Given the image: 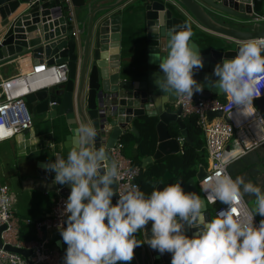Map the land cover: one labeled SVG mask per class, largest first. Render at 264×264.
Masks as SVG:
<instances>
[{"label": "clouds", "instance_id": "clouds-1", "mask_svg": "<svg viewBox=\"0 0 264 264\" xmlns=\"http://www.w3.org/2000/svg\"><path fill=\"white\" fill-rule=\"evenodd\" d=\"M166 36L167 55L150 58V63H158L153 83L160 93L191 99L208 87L249 114L264 89V39L240 43L234 58L215 64V79L206 75L204 82H198L194 73L203 68L204 58L199 47L190 43V26L168 29ZM15 132L0 125V142ZM96 135L92 124L81 122L73 131L75 144L66 158L57 154L43 165L54 173L55 184L70 185L61 211L66 219L57 226L67 245L64 264H128L134 248L142 243L159 254L171 253L170 264H264V219L254 224L256 215L264 217V191L242 176L233 179L226 171L231 161L221 160L218 170L202 184L211 203L227 205L206 219L203 200L195 192H185L181 183L153 190L147 197L135 185L117 194L119 166L115 161L106 163L105 148H93ZM245 194L254 196V207L241 218L234 209ZM114 195L118 196L115 203ZM150 221V237L137 240L136 233H145ZM185 225L197 229L196 234L186 235Z\"/></svg>", "mask_w": 264, "mask_h": 264}, {"label": "water", "instance_id": "water-1", "mask_svg": "<svg viewBox=\"0 0 264 264\" xmlns=\"http://www.w3.org/2000/svg\"><path fill=\"white\" fill-rule=\"evenodd\" d=\"M70 1L72 7L87 20L86 27L76 36L67 22V9L60 0H0V64L25 54H30L33 64L45 62L50 66L66 63L68 81L26 97L28 110L33 119L49 113L51 119L60 117L64 120L68 131L63 142L66 152L64 158L74 147V129L81 122H89L97 130L93 148H105L108 155L106 163H111L114 161L112 150L124 131L139 136L138 131L131 126L133 119L142 117L145 105L149 101L154 102L156 96L147 91L144 83L135 87L132 77L125 76L121 66L120 15L113 12L129 0H114L104 5L99 3L104 0ZM263 4L264 0H145L141 8L144 12L147 45L150 47L148 52L158 54L161 51L159 40L168 39L166 31L173 28L183 30L187 24L192 36L203 29L226 41L227 50L211 48L207 52L205 60L214 67L222 58H234L240 43L264 39ZM157 28L159 31L155 30ZM80 35H83V39L79 38ZM205 76L194 79L204 82ZM211 95V92L203 90L194 93L193 97L209 98ZM254 105L259 112L264 113V96L257 98ZM157 114V145L151 157L141 159V168H145L152 160L178 153L180 139L171 137L168 128L170 123L176 124L181 141L189 140L180 107L171 115L159 110ZM221 116V112L207 114L209 120ZM106 125L110 130L106 129ZM38 174L52 181L58 195L67 199L70 185L55 184L54 173L46 171L43 164H38ZM171 176L167 171L158 183L151 182L150 185L154 190L161 189ZM204 176V169L200 167L194 177L181 185L183 190L195 192L203 200L200 183ZM205 215L206 219L212 217L206 204ZM150 227L151 221L145 225V233L141 230L135 238L143 242L146 236L150 237ZM3 229L1 227L0 231ZM42 231L45 233L44 228ZM196 232L197 229L185 225L186 235L192 236ZM55 245L62 250L60 241H55ZM4 249L25 259L31 255L29 250L21 248L4 246ZM170 261L171 253L159 254L142 243L134 248L133 259L128 263L170 264Z\"/></svg>", "mask_w": 264, "mask_h": 264}, {"label": "built area", "instance_id": "built-area-1", "mask_svg": "<svg viewBox=\"0 0 264 264\" xmlns=\"http://www.w3.org/2000/svg\"><path fill=\"white\" fill-rule=\"evenodd\" d=\"M62 5L67 9V22L75 31V13L70 0H60ZM32 60V59H31ZM68 81V67L66 63L46 65L33 64L17 74L7 77L0 81V125H5L16 129L12 139L16 135H20L28 131L33 125V118L28 110L25 98L34 93L49 90ZM264 96V89L261 90ZM258 97V98H260ZM224 102L209 97L191 99L180 96L177 97V108H181V116H195L197 125L203 132L205 138V149L207 153V169H204L205 176L201 179V184L205 180L210 179L218 170L221 160H229L228 166L235 160L246 155L250 151L264 146V120L262 113L257 108H250L249 114H245L240 109L233 107L226 96ZM209 112H221V117H215L211 120L207 118ZM237 114L235 120L231 115ZM5 141V140H4ZM259 143L258 147H251ZM122 145H117L112 150V158L119 166L120 176L116 181L117 194L123 193L135 185L136 177L139 174V168L131 164L121 153ZM201 197L205 204L211 209V216H215L216 212L226 209L227 205L217 201L211 203L209 194L203 189ZM118 196H115L113 203L116 202ZM66 198L57 195L53 200L49 215L42 221L32 222L29 220L20 221L13 213V196L10 189L6 185H0V264H64V254L55 245V241H60L62 248L65 244L62 241L58 225H60L66 217L61 215ZM250 210L247 204L242 201L235 206L236 215L244 218L246 212ZM33 226L36 231V240L23 243L19 241L20 226ZM254 224L258 225L259 221L254 217ZM66 226V225H65ZM44 228L45 233L42 231ZM56 236L50 242L49 236ZM4 246L21 248L29 250L31 255L28 259L23 258L17 253L4 249Z\"/></svg>", "mask_w": 264, "mask_h": 264}, {"label": "crops", "instance_id": "crops-1", "mask_svg": "<svg viewBox=\"0 0 264 264\" xmlns=\"http://www.w3.org/2000/svg\"><path fill=\"white\" fill-rule=\"evenodd\" d=\"M113 1L114 0H104L99 3L104 5L110 4ZM143 1L145 0H129L117 8L113 14L120 15L119 48L121 50L120 61L124 69V75H130L132 77V82L135 87L142 86L143 83L144 86L146 84L147 91L153 96H156L154 102L149 101L145 105L144 115L156 117L158 123V110L161 113H167L169 115L175 113L177 105H175L174 102H176L177 96L160 93L153 83V73L158 72L159 68L158 63H150L151 54L153 53L148 52L150 47L147 45L144 12L143 8H141ZM262 12L264 18V4L262 6ZM74 13L76 22L75 31L79 32L86 27L87 20L84 15L79 14L75 9ZM112 36L115 35L113 34ZM125 37L126 44L124 45ZM79 38L83 39V35H80ZM159 41V50L161 51L154 55L166 56L168 50L167 41L163 39ZM190 43H195L199 47L201 55L204 58L203 68L195 72L194 77L198 78L204 75L212 76L214 67H211L210 63L205 60L207 58V52L211 48L216 50H227L226 41L207 33L203 29H199L196 35L191 37ZM31 63L30 54H25L21 57L9 59L1 63L0 81L23 71L28 68ZM204 90L211 92L212 98L224 102L225 98L223 93L218 94L215 90H209L208 87H205ZM236 117L237 114L231 115L233 120H235ZM134 121L135 119H133L131 126L135 128ZM170 124L175 126L178 135L177 138L180 139L178 142L179 151L175 154L177 155L182 152L184 142L181 141L176 124ZM105 127L107 130H110L108 125ZM125 132L126 131H124L122 135ZM201 133L205 142L203 132L201 131ZM67 135L68 131L64 120L60 117L51 119L49 113H45L34 117L33 125L28 131L16 135L12 139L0 142V185H6L10 189L13 196V213L21 222L25 220L38 222L49 215L53 200L57 197L58 193L52 181L38 174V164L44 165L48 161L55 160L57 154L64 157L66 152L63 147V142ZM133 136L134 138L139 137H136L134 134ZM49 143H51V145H49ZM119 144L120 142L118 141L115 147ZM134 152L136 155H134ZM121 153L128 160L132 156L136 157L137 145L134 144L131 147L122 146ZM168 156L171 155H165L161 159ZM207 166L206 153V165H199L197 172L200 167L207 169ZM49 237L51 238L50 242L56 238V236L54 237L51 235Z\"/></svg>", "mask_w": 264, "mask_h": 264}, {"label": "trees", "instance_id": "trees-1", "mask_svg": "<svg viewBox=\"0 0 264 264\" xmlns=\"http://www.w3.org/2000/svg\"><path fill=\"white\" fill-rule=\"evenodd\" d=\"M123 44H126V37ZM156 124V117L143 115L134 121V126L139 133L138 138H134L133 134L128 131L119 138V142L123 147L137 145V156H132L129 160L133 166L139 168L136 183L146 197L154 190L150 183H158L165 172L168 171L172 176L163 184V187L173 183H181L182 185L189 178L195 176L199 165H206L205 142L196 124V117L190 115L183 118V124L188 133L189 140L183 143L182 152L155 160L148 164L145 169H142L140 160L151 157L156 148ZM168 128L170 135L177 138L175 126L169 124ZM227 170L233 179L236 176H242L245 181H251L253 184L260 186L261 190L264 191V146L258 147L233 161ZM252 199L254 200V196L248 194H245L243 197L246 204ZM209 210L211 211V209ZM34 240H36L35 228L22 224L19 230V241L27 243ZM66 247L67 245L64 244L62 248L63 254Z\"/></svg>", "mask_w": 264, "mask_h": 264}, {"label": "rangeland", "instance_id": "rangeland-1", "mask_svg": "<svg viewBox=\"0 0 264 264\" xmlns=\"http://www.w3.org/2000/svg\"><path fill=\"white\" fill-rule=\"evenodd\" d=\"M262 116H263V120H264V113H262ZM200 191H202V184L201 183H200ZM247 206L251 210L254 207V200L253 199L252 200H249ZM255 219L258 220V221H260L262 219V217L259 216V215H256L255 216Z\"/></svg>", "mask_w": 264, "mask_h": 264}, {"label": "bare ground", "instance_id": "bare-ground-1", "mask_svg": "<svg viewBox=\"0 0 264 264\" xmlns=\"http://www.w3.org/2000/svg\"><path fill=\"white\" fill-rule=\"evenodd\" d=\"M175 103V105H176V102H174Z\"/></svg>", "mask_w": 264, "mask_h": 264}, {"label": "snow or ice", "instance_id": "snow-or-ice-1", "mask_svg": "<svg viewBox=\"0 0 264 264\" xmlns=\"http://www.w3.org/2000/svg\"><path fill=\"white\" fill-rule=\"evenodd\" d=\"M234 211H235V209H234Z\"/></svg>", "mask_w": 264, "mask_h": 264}]
</instances>
